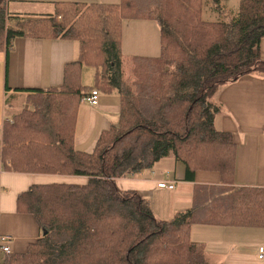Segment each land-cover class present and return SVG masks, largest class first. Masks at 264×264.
Here are the masks:
<instances>
[{"label": "trees", "instance_id": "obj_1", "mask_svg": "<svg viewBox=\"0 0 264 264\" xmlns=\"http://www.w3.org/2000/svg\"><path fill=\"white\" fill-rule=\"evenodd\" d=\"M219 1H61L51 15L20 18L0 0V52L9 54L19 38L79 44L62 85L32 91L5 122L4 163L17 173L88 179L20 194L18 213L31 215L42 236L1 264H217L192 241L193 225L264 228V188L234 186L238 145L216 125L220 89L247 75L264 77V0H240L227 21L214 7ZM132 20L159 25L161 53L132 57L127 81L122 27ZM86 66L95 69L98 90L121 96L119 120L90 152L75 146ZM166 158L185 166L187 181L214 171L222 183L196 186L192 208L170 221L159 219L142 194L117 184Z\"/></svg>", "mask_w": 264, "mask_h": 264}, {"label": "crops", "instance_id": "obj_2", "mask_svg": "<svg viewBox=\"0 0 264 264\" xmlns=\"http://www.w3.org/2000/svg\"><path fill=\"white\" fill-rule=\"evenodd\" d=\"M61 1L104 4L120 2L9 0L8 8L15 17L40 18L53 14L55 2ZM231 1L240 4V0ZM132 22L137 23L133 29L149 32L154 39L152 45L141 42L139 46L135 44L134 47L144 51L140 54H155V49L161 45L159 25L153 20ZM145 37L147 38L146 34ZM136 53L139 52L126 55L131 59L134 56H143L135 55ZM261 54L264 59V39ZM124 57L123 66L126 61ZM78 58L79 44L66 39L19 38L15 40L9 54L0 52V235L14 237L11 244L13 253H24L29 244L42 235L31 215L18 213L17 198L20 194L28 191L33 185H85L88 179L68 175L17 173L9 170L8 164L5 165L3 160L4 124L15 113L20 97L26 100L34 90L49 91L59 88L64 80L66 65ZM91 68L86 66L82 70V85L86 88V93L93 89L98 90L95 86L96 71ZM99 92L97 106L80 104L78 109L75 146L81 151H92L102 133L120 117V94L105 93L101 90ZM217 99L222 106V113L218 116L216 125L220 130L233 134L238 145L236 172L232 183L234 186L264 188V77L244 76L223 86ZM185 169V166L174 158H166L156 163L152 170L144 171L138 176L118 179L117 184L124 191H137L148 198L155 215L161 220L170 221L176 213L192 208L196 186L222 184L220 173L214 171H197L194 181H187ZM161 181L175 182L176 188L161 189L158 187ZM191 239L205 246L210 260L214 263H262L258 253L259 249L264 247V228L195 224L191 228ZM4 258V254L0 253V264Z\"/></svg>", "mask_w": 264, "mask_h": 264}, {"label": "rangeland", "instance_id": "obj_3", "mask_svg": "<svg viewBox=\"0 0 264 264\" xmlns=\"http://www.w3.org/2000/svg\"><path fill=\"white\" fill-rule=\"evenodd\" d=\"M214 7H216L217 9L218 8L221 9V14H223L222 18L227 21V20L230 19L229 17H231L232 12H234V10L236 11L239 8V4L236 3V2L234 3L231 0H221ZM222 10H224V11L222 12ZM132 21L125 22L123 27H122V53H123V56L125 55L124 58L126 60L124 62L125 66H123V73H124L125 79L127 81H129L130 79H133V77L131 75V72H132V70H131L132 69V62L130 61L131 57L127 56L126 55L127 53L139 52V53H136L135 55L152 56V57L153 56H158L161 53V45H159V47H157V49H155V50H157V52H155V54H140V53H142L144 51L141 50L140 48L134 47V45L137 44L139 46V43H141V42L152 45L154 39H153V36L149 32H143V31L142 32H138L137 29H133L135 26H137V23L136 22H132ZM136 21H138V20H136ZM14 24L15 23H13V24L11 23L10 26H14ZM145 34H146L147 38L145 37ZM149 53H151V52H149ZM152 53H154V52H152ZM91 69H93V68H91ZM86 94H88V93H86ZM24 104H25L24 97H20L19 100H18L17 106L15 107V111L16 112L20 111L23 108ZM80 104H82L81 100H80ZM86 105H88V104H86ZM8 122H12V119L10 118L8 120ZM7 164L9 165V162H7ZM161 182H163V181H161ZM169 183L174 185V189L176 188V183L175 182H169ZM169 190H173V189H169ZM41 236H40V238H41ZM1 257L3 258V255ZM261 262L264 264L263 261H261Z\"/></svg>", "mask_w": 264, "mask_h": 264}, {"label": "built area", "instance_id": "obj_4", "mask_svg": "<svg viewBox=\"0 0 264 264\" xmlns=\"http://www.w3.org/2000/svg\"><path fill=\"white\" fill-rule=\"evenodd\" d=\"M99 97V90L94 89L81 98V103L95 107L99 103ZM158 187L161 189H174V185L167 181L160 182ZM13 241L14 238L10 235H0V253L4 254V256H9L12 253L11 244ZM259 258L264 260V247L259 249Z\"/></svg>", "mask_w": 264, "mask_h": 264}]
</instances>
